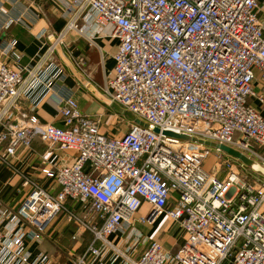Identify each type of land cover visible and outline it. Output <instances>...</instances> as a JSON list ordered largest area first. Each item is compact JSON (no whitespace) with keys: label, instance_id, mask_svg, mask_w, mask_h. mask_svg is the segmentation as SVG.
<instances>
[{"label":"built area","instance_id":"1","mask_svg":"<svg viewBox=\"0 0 264 264\" xmlns=\"http://www.w3.org/2000/svg\"><path fill=\"white\" fill-rule=\"evenodd\" d=\"M64 12L68 22L26 63L0 37V164L29 188L13 211L0 203V264H54L31 256L24 240H40L59 216L90 236L76 264H103L108 249L111 263L120 255L125 264H264V184H250L246 166L215 149L219 177L204 168L212 148L164 134L227 145L264 168V0H65ZM79 20L117 40L103 93L147 126L131 121L109 135L79 110L56 57L68 30L83 31ZM47 96L61 126L35 114ZM34 139L75 153L70 164L40 169L55 195L10 160ZM143 204L150 209L136 215ZM162 214L184 236L174 251L134 227Z\"/></svg>","mask_w":264,"mask_h":264},{"label":"crops","instance_id":"2","mask_svg":"<svg viewBox=\"0 0 264 264\" xmlns=\"http://www.w3.org/2000/svg\"><path fill=\"white\" fill-rule=\"evenodd\" d=\"M64 2L65 0H0V37L15 41L22 64L35 54L42 43L51 42L53 35L68 22L69 16L65 15ZM14 19L18 20L3 28L4 23ZM78 24L83 25V31L68 30L64 42L56 48L57 59L64 70L62 83L72 90L79 110L99 120L101 132L121 135L128 129L131 120L110 106L102 87L107 79L114 76L113 54L117 48V40L110 36L109 28H95L81 20ZM57 111L55 98L47 96L38 105L35 114L40 122L61 126ZM74 157L72 150H60L34 139L30 148L18 149L10 160L18 172L37 181L46 191L55 195L59 190L57 183L52 177H44L40 169L70 164ZM28 191V186L21 185L17 172L0 164V203L4 207L13 211ZM79 207L77 205V209ZM149 209L148 204H143L136 215L146 214ZM134 227L144 238L159 240L169 251L176 250L184 239L178 224L170 222L164 214L157 216L151 224L135 222ZM118 236L119 234L113 235L110 239L120 252L127 254V243L117 242ZM89 239V235L80 234L64 216H59L48 226L40 240L25 239L24 246L31 256L43 253L54 264H76ZM143 246L139 245L138 250ZM115 254L114 249H108L101 262L125 264V258L120 255L111 263Z\"/></svg>","mask_w":264,"mask_h":264},{"label":"water","instance_id":"3","mask_svg":"<svg viewBox=\"0 0 264 264\" xmlns=\"http://www.w3.org/2000/svg\"><path fill=\"white\" fill-rule=\"evenodd\" d=\"M89 89H92L90 86H88ZM95 91V89H92ZM96 92V91H95ZM110 106L119 114L123 115L124 117L128 118L129 120H131L132 122L142 125V126H147L146 123H144L143 121L139 120L137 117H135L131 112L123 109L121 106H119L117 103L114 102H110ZM155 132H158L159 130L157 128L153 129ZM165 135L177 138L178 140H187V139H191L193 141H196L198 143H201L203 145H206L210 148L213 149H217L220 150L224 153H226L227 155L239 160L242 164H244L246 167L250 168L251 170L255 171V172H259L262 175H264V168L254 162L252 159H250L249 157H247L245 154L239 152L238 150H235L227 145L224 144H216L214 142L211 141H204L201 139H195V138H188L185 135H178V134H174L172 132L169 131H165L164 132Z\"/></svg>","mask_w":264,"mask_h":264},{"label":"rangeland","instance_id":"4","mask_svg":"<svg viewBox=\"0 0 264 264\" xmlns=\"http://www.w3.org/2000/svg\"><path fill=\"white\" fill-rule=\"evenodd\" d=\"M56 57H57V55H56ZM253 103H254V101H253ZM218 155H219V153L215 149L212 148L211 153L206 157V159L204 161V168L206 170L210 171L211 173H216V175H218L219 177H222L225 174L224 167L223 166L219 167L216 164L218 163V161H220L221 157H223V156L220 157ZM249 171H251L253 174L249 175ZM240 174H242V177L243 176H247L248 177L247 180H248V182L250 184H253V185H256V186H262L264 184V175H262L259 172H255V171L253 172V170H250V168H248V167H246V170L245 169H241L240 170ZM169 220H170V222H173L171 219H169ZM69 223H71L73 226H75L76 230L80 234L88 235L87 232H80L77 229V227H76V225L74 223H72V222H69Z\"/></svg>","mask_w":264,"mask_h":264}]
</instances>
